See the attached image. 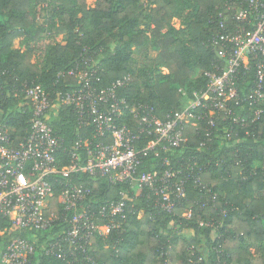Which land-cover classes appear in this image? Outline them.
Segmentation results:
<instances>
[{
    "label": "trees",
    "instance_id": "16d2710c",
    "mask_svg": "<svg viewBox=\"0 0 264 264\" xmlns=\"http://www.w3.org/2000/svg\"><path fill=\"white\" fill-rule=\"evenodd\" d=\"M39 11L46 17L41 25ZM224 17L229 14L223 0H94L93 5L86 0H0V122L14 141L22 140L31 111L21 84L39 83L51 98L65 93L74 78L58 73L73 66L85 47L99 61L104 84L129 73L131 83L119 93L152 105L163 118L180 108L179 89L190 96L206 86L204 72L216 58L207 41ZM176 19L183 28L176 27ZM58 35L62 38L55 40ZM17 38L18 48L13 46ZM148 46L157 50L154 57L147 55ZM136 49L143 52L141 66ZM36 50L40 56L32 61ZM253 81L252 70L239 81V90L245 91ZM74 120L71 109L64 106L50 117L67 146L76 137ZM260 122L255 137L240 133L241 138L230 140L222 136L229 121L217 122L211 140L204 126L196 129L187 124L183 146L144 156L140 167L144 171H160L163 155L174 168L195 159L209 162L202 179L216 193V200L207 201L191 181L188 201L171 213L139 196L131 202L133 213H128L120 229L104 237L94 235L88 253L98 264H264V120ZM57 157L60 164L69 163L66 152ZM72 180L91 187L93 198L102 203L113 199L120 187L81 172ZM59 191L57 184L54 203ZM187 205L190 215L182 216ZM60 232L13 229L0 216V250L12 238H26L36 247L29 264H60L44 254L45 241Z\"/></svg>",
    "mask_w": 264,
    "mask_h": 264
},
{
    "label": "built area",
    "instance_id": "2783aa9c",
    "mask_svg": "<svg viewBox=\"0 0 264 264\" xmlns=\"http://www.w3.org/2000/svg\"><path fill=\"white\" fill-rule=\"evenodd\" d=\"M223 6L229 17L207 41L216 58L204 72L206 86L190 96L179 89L180 108L163 118L152 105L119 93L131 83L129 73L104 84L102 67L86 47L73 66L58 73L74 78L65 93L51 98L39 83L24 81L21 93L31 117L23 139L14 141L0 122V216L17 230L62 231L44 246V254L56 257L60 264H98L88 253L91 238L120 229L128 213H133L131 202L139 196L171 213L188 201L191 181L207 201L214 202L216 193L202 179L209 162L195 159L174 168L163 155L160 171L140 167L149 153L183 146L187 124L196 129L204 126L209 140L218 121L230 122L222 130L228 140L241 138L240 133L246 137L259 133L264 120V0H223ZM252 70L253 85L239 90V81ZM63 106L71 109L75 119L76 137L69 146L50 121ZM59 152L68 154V164H60ZM80 172L120 185L116 196L97 201L91 187L73 182L72 176ZM57 184L60 191L54 203ZM189 215L187 205L182 216ZM35 251L29 239L12 238L0 250V264H29Z\"/></svg>",
    "mask_w": 264,
    "mask_h": 264
},
{
    "label": "rangeland",
    "instance_id": "374dc122",
    "mask_svg": "<svg viewBox=\"0 0 264 264\" xmlns=\"http://www.w3.org/2000/svg\"><path fill=\"white\" fill-rule=\"evenodd\" d=\"M144 2H146V0H144ZM86 3H87V5H93L94 4V0H86ZM43 14H44V12H42V11L38 12L37 23L40 24V25L44 24L46 22V17ZM174 24L176 25V27L183 28V25L180 23V20H178V19H176L174 21ZM182 37L184 38V36H182ZM61 38H62V35H58L55 38V40H60ZM50 41H51L50 39L46 40V42H50ZM19 45H20V38H17V39H15L13 46L18 48ZM21 49H24V47L22 46ZM145 51H146V53H147V55L149 57H154L156 52H157V50L154 49L152 46H148ZM134 55L140 62V63H138L139 66H141L142 65L141 61H142V58H143V52L141 50H139V49L138 50L136 49L134 51ZM39 56H40V50H36L34 56H32V61H36L39 58ZM163 72H166V69H163Z\"/></svg>",
    "mask_w": 264,
    "mask_h": 264
}]
</instances>
